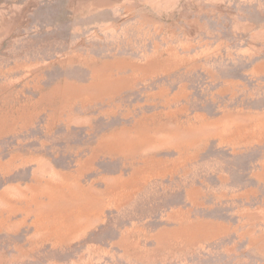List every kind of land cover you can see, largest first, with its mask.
Returning a JSON list of instances; mask_svg holds the SVG:
<instances>
[{
  "label": "rangeland",
  "instance_id": "obj_1",
  "mask_svg": "<svg viewBox=\"0 0 264 264\" xmlns=\"http://www.w3.org/2000/svg\"><path fill=\"white\" fill-rule=\"evenodd\" d=\"M0 264H264V0H0Z\"/></svg>",
  "mask_w": 264,
  "mask_h": 264
}]
</instances>
